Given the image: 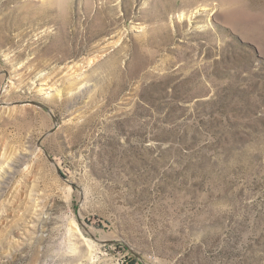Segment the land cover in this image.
<instances>
[{"label": "rangeland", "instance_id": "1", "mask_svg": "<svg viewBox=\"0 0 264 264\" xmlns=\"http://www.w3.org/2000/svg\"><path fill=\"white\" fill-rule=\"evenodd\" d=\"M0 264H264V0H0Z\"/></svg>", "mask_w": 264, "mask_h": 264}, {"label": "bare ground", "instance_id": "2", "mask_svg": "<svg viewBox=\"0 0 264 264\" xmlns=\"http://www.w3.org/2000/svg\"><path fill=\"white\" fill-rule=\"evenodd\" d=\"M42 84H45V83H42ZM46 88H48V87L44 86V87H42L41 89H46Z\"/></svg>", "mask_w": 264, "mask_h": 264}]
</instances>
